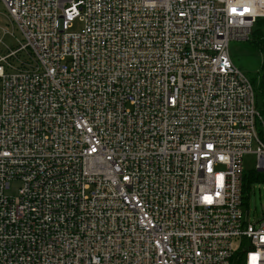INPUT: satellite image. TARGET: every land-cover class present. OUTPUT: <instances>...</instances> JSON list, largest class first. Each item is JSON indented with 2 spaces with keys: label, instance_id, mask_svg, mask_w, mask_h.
Masks as SVG:
<instances>
[{
  "label": "built area",
  "instance_id": "built-area-1",
  "mask_svg": "<svg viewBox=\"0 0 264 264\" xmlns=\"http://www.w3.org/2000/svg\"><path fill=\"white\" fill-rule=\"evenodd\" d=\"M2 2L0 264H264V120L230 52L264 0Z\"/></svg>",
  "mask_w": 264,
  "mask_h": 264
},
{
  "label": "rangeland",
  "instance_id": "rangeland-1",
  "mask_svg": "<svg viewBox=\"0 0 264 264\" xmlns=\"http://www.w3.org/2000/svg\"><path fill=\"white\" fill-rule=\"evenodd\" d=\"M260 20V19H259ZM77 28V27H76ZM7 31L9 33H5ZM13 27L7 15V10L0 0V40L3 44L0 45V51L5 47L16 48L20 35L15 32V37L12 35ZM251 40V39H250ZM230 52L233 62L240 67L250 78V74H258L262 65L264 55L255 49L249 41H232ZM255 155L251 154L245 158V168L248 171L255 169ZM20 184L13 182L11 195H18ZM245 220L256 223L264 217V181L252 182L250 184V194L243 206ZM234 249L238 251L240 248L239 241L234 242Z\"/></svg>",
  "mask_w": 264,
  "mask_h": 264
},
{
  "label": "trees",
  "instance_id": "trees-1",
  "mask_svg": "<svg viewBox=\"0 0 264 264\" xmlns=\"http://www.w3.org/2000/svg\"><path fill=\"white\" fill-rule=\"evenodd\" d=\"M250 39L248 40L249 43L264 55V18L258 20ZM250 80L253 83L257 97V108L264 120V59L258 74H250ZM262 180H264V173L253 170L248 171L245 176V191L250 190L252 182Z\"/></svg>",
  "mask_w": 264,
  "mask_h": 264
},
{
  "label": "snow or ice",
  "instance_id": "snow-or-ice-1",
  "mask_svg": "<svg viewBox=\"0 0 264 264\" xmlns=\"http://www.w3.org/2000/svg\"><path fill=\"white\" fill-rule=\"evenodd\" d=\"M232 11H233L234 14L243 15V13H237L236 9H233ZM245 11H247V9H245ZM209 202H211V201L209 200ZM252 260H253V264H256V257L255 256L252 257Z\"/></svg>",
  "mask_w": 264,
  "mask_h": 264
}]
</instances>
